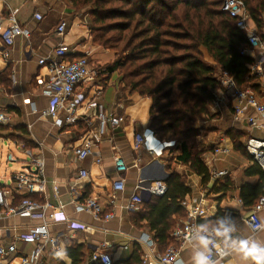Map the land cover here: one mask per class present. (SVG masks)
I'll use <instances>...</instances> for the list:
<instances>
[{"label": "crops", "instance_id": "0c3cea01", "mask_svg": "<svg viewBox=\"0 0 264 264\" xmlns=\"http://www.w3.org/2000/svg\"><path fill=\"white\" fill-rule=\"evenodd\" d=\"M73 11L68 0H0V23L7 26L10 16L14 15L30 33L29 38L19 36L15 39L8 49L6 61L0 56V72H8V84L0 82V109L11 116L9 124L0 125L5 127L0 129V140H7L22 151L24 157H28V160H24L9 154L13 160L7 158L6 161L15 162L21 168L9 167L8 175L0 174V187L6 189L8 201L13 206L25 198L51 205L46 210V217L50 222V234L57 240V245L53 248L48 243L38 264H72L68 256V248L72 245L83 246L82 264H94L91 255L97 249L111 254L114 263L121 261L120 264H125L137 248L142 264H160L153 260L150 249L142 241L145 233L151 231L146 220L137 222L144 204L138 211H131L127 207L131 197L140 193L137 186L142 181H166L171 171L169 165L191 172L186 184L192 188V193L186 197L201 200L205 205L207 216L201 221L213 218L219 208L239 212L238 218L227 226L232 231L219 235L228 251L220 264H250L244 255V242L264 245V227L257 233L252 232L245 220L250 208L243 205L239 195L244 184H256L259 177L245 174L252 160L235 148L230 133H240L243 145L251 136L264 140V130L252 128L246 119L254 114V110L248 107L245 116L237 120L233 100L225 94V89L220 86L216 88L217 100L211 105L214 116H201L197 121L200 128L197 140H203L206 144L204 148L200 147L202 159L212 174L207 188L203 187L200 176L176 160L181 152L178 144L163 150L162 155L144 147L134 148L135 136L150 128L152 99L123 89L119 72H114L105 82L96 77L80 83L76 90L84 92L90 100L96 99L98 104L103 105L105 113L126 117L124 122L115 126L110 124L101 133V119L91 110L87 117H81L77 123L58 127L52 117L40 114L51 105V99L40 90L38 80L46 71L39 59L53 54L54 48L61 42L72 49L69 58L85 55L93 69L103 68L117 57L115 51L92 42L87 19L72 15ZM62 19L69 24L64 35H59L56 28ZM204 53L206 60L215 65L206 51ZM248 56L254 62L259 58L260 50L250 51ZM215 66L217 71L221 69ZM255 75L258 76L259 88L253 90L264 101V72L263 75ZM79 112L84 110L80 109ZM88 132L95 137L96 147L86 157L78 159L73 149L82 144ZM115 155H121L128 166L122 174L126 184L124 191H117L113 187L114 181L119 179L115 170ZM35 159L43 163L42 169H38ZM179 169L175 170L184 177ZM81 170H86L88 176L81 177ZM219 171L226 174L216 178ZM19 174L40 179L44 189L31 193L17 189L15 177ZM226 177L234 185L224 198L218 200L222 193L209 192V188ZM90 197L100 204L102 213L98 216L77 210L78 205ZM55 212L61 216L60 220L50 219ZM108 215L112 216L107 218ZM259 215L264 224V210ZM186 219L187 215L179 219L176 227ZM42 223V218L36 216L9 215L0 219V241L3 245L14 243L17 248V255L6 264H20L22 256H30L34 252L38 241H24L20 237ZM80 225L90 227V231H84ZM62 250L66 252L64 258L57 256ZM163 250L157 244L156 251L162 253ZM200 250V238H195L182 247L179 261L193 264V255Z\"/></svg>", "mask_w": 264, "mask_h": 264}, {"label": "trees", "instance_id": "16d2710c", "mask_svg": "<svg viewBox=\"0 0 264 264\" xmlns=\"http://www.w3.org/2000/svg\"><path fill=\"white\" fill-rule=\"evenodd\" d=\"M69 1L75 10L92 7L88 26L93 42L117 53L98 78L105 82L114 72H119L123 89L152 99L150 128L160 140L176 141L181 150L176 160L200 176L203 187L207 188L212 174L202 159L203 151L197 146L200 134L197 121L201 116H214L211 105L219 86L215 65L228 72L238 86L259 88L258 76L248 68L253 59L241 52L248 42L246 34L237 27L236 20L223 11V0ZM244 1L260 27L264 0ZM204 51L215 65L205 59ZM2 81L8 84L6 70L0 72ZM0 129L5 127L0 126ZM230 137L235 148L252 160L245 174L259 177L256 184L247 183L240 189V200L251 208L264 195V169L240 142V133H230ZM169 168L165 194L151 195L137 217V222L146 220L163 251L173 243L172 233L177 221L187 215L182 201L192 193L186 179L171 165ZM233 185L226 177L214 182L209 192L222 193L218 197L221 200ZM238 216L236 210L219 208L213 218L201 224L227 227ZM68 256L72 264H82L83 246L72 245ZM125 262L142 264L138 248Z\"/></svg>", "mask_w": 264, "mask_h": 264}, {"label": "built area", "instance_id": "2783aa9c", "mask_svg": "<svg viewBox=\"0 0 264 264\" xmlns=\"http://www.w3.org/2000/svg\"><path fill=\"white\" fill-rule=\"evenodd\" d=\"M222 9L230 17L236 20L237 27L246 34L247 45L243 47L242 54L248 55L250 51L260 50L259 58L248 64L252 74L263 75L264 65V18L261 26H257L249 13L244 0H223ZM40 18V16H37ZM69 22L62 19L56 30L59 35H64L67 31ZM19 36L29 38V31L24 28L15 18L10 16V23L3 26L0 23V56L6 61L8 49L11 47L15 39ZM72 51L68 45L61 42L53 50V54L48 57L39 59L40 65L45 68V75L38 80L42 93L48 95L51 99V105L40 111L43 117H52L54 123L58 127L73 125L77 123L81 117H87L88 112H94L101 119V133L111 124L119 125L126 120L124 116H117L113 113H105L103 105L98 104L96 99L90 100L84 92L77 91L80 83L94 79L99 76L101 71L90 67L87 56L77 58H69V53ZM216 78L219 86L225 89V94L233 100L237 120L245 116V111L248 107L254 110V114L247 116V122L252 128L264 130V101H262L251 87H240L237 85L234 78L226 71L220 69L216 72ZM215 100L217 98L215 97ZM216 102V101H215ZM83 109L84 112H79ZM36 111V109H35ZM97 111H99L97 113ZM11 116L7 111L0 109V125L10 123ZM100 135V134H99ZM134 148H146L150 152L162 155L163 150L174 148L177 146L175 140L165 141L160 140L151 128L144 129L141 133L135 136ZM95 137L88 132L85 134L82 144L73 149L75 156L78 159H83L90 154L96 147ZM246 150L264 169V140L248 137L244 143ZM9 160H13V156L9 155ZM115 170L119 175V179L114 181L113 187L117 191L126 189L125 179L122 177L128 166L121 155H115ZM38 169H42L43 163L35 159ZM226 174L225 171H219L215 177L220 178ZM81 177H87L86 170L80 171ZM40 182V183H39ZM17 189H24L29 193L44 189V184L40 179H35L27 174H19L15 177ZM57 190V189H56ZM138 194H134L128 204V209L131 211L141 210L144 202L151 196H162L167 190L166 181H142L137 186ZM183 207L187 211V219L180 222L173 230V243L169 245L162 253L156 251L157 242L154 238V232L147 231L143 242L150 249V254L155 262L160 264H183L179 261V255L184 245L189 244L193 239L203 236L210 241L208 245V254L212 264H220V262L228 255V251L224 246V242L220 239L221 235L218 231L220 227L204 226L201 224V219L207 216V209L203 202L195 198L185 197L182 201ZM49 203H37L31 199H23V201L13 206L8 201L7 191L0 187V219L9 215H23L42 218L43 223L34 227L29 233L20 237L24 241H38V246L29 256H22L20 264H38L46 246L51 243L55 248L57 240L50 234V222L46 217V210L50 208ZM78 211H87L98 216L102 213L101 207L97 199L90 197L83 203L78 205ZM264 210V195H261L256 203L250 208L249 214L246 217V223L251 228L253 233H257L263 229L264 224L259 213ZM38 211V212H37ZM37 212V213H36ZM112 215H108L110 218ZM59 213H52L50 219L60 220ZM84 231H90V227L80 225ZM202 229H206L202 231ZM17 255V248L14 243L3 245L0 241V264H6L11 257ZM91 261L94 264H114V258L111 254L103 252L99 249L91 255ZM147 264V263H144Z\"/></svg>", "mask_w": 264, "mask_h": 264}, {"label": "clouds", "instance_id": "9594fccd", "mask_svg": "<svg viewBox=\"0 0 264 264\" xmlns=\"http://www.w3.org/2000/svg\"><path fill=\"white\" fill-rule=\"evenodd\" d=\"M206 229H202L204 231ZM221 235H226L232 229L225 227L224 225H220L218 229ZM210 241L205 239L203 236L200 237V246L201 250L195 252L193 255V264H212V261L208 254V245ZM244 255L246 259L249 260L250 264H264V245L252 243L249 245L247 242H244ZM57 256L64 258L66 256L65 251H61L57 253Z\"/></svg>", "mask_w": 264, "mask_h": 264}, {"label": "rangeland", "instance_id": "374dc122", "mask_svg": "<svg viewBox=\"0 0 264 264\" xmlns=\"http://www.w3.org/2000/svg\"><path fill=\"white\" fill-rule=\"evenodd\" d=\"M69 3L72 5V3L70 1H69ZM72 7H73V5H72ZM91 8L92 7L87 6V7L83 8V9H81V10H75V8L73 7L74 11H73L72 15L87 19V24H88V22L90 21L89 20V11H90ZM91 40H92V36H91ZM92 42H93V40H92ZM95 45H97V44H95ZM103 68H98V69L100 71H102ZM216 72H218L217 69H216ZM101 76H104V74H101ZM205 145L206 144H204L203 140L202 141L197 140V146H198L199 149H200V147L204 148ZM10 153H12L16 158H22L24 160L25 159L28 160V157H24L23 154H22V151H19L14 145L9 143L7 140H0V174L1 175H8L9 167H14V169L21 168L19 166V164L15 163V162L13 163V162H7L6 161V159L8 158ZM174 168L175 169H179V168H177V166L174 167ZM182 169H184V170H182ZM182 169H179V170L184 173L183 175H184L185 179H188V176L191 175V172L188 169L186 170V168H182Z\"/></svg>", "mask_w": 264, "mask_h": 264}]
</instances>
